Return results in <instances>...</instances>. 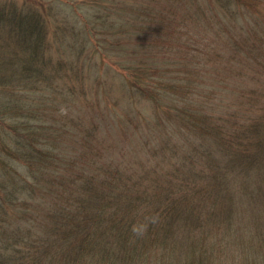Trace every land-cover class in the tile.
<instances>
[{
	"label": "trees",
	"instance_id": "trees-1",
	"mask_svg": "<svg viewBox=\"0 0 264 264\" xmlns=\"http://www.w3.org/2000/svg\"><path fill=\"white\" fill-rule=\"evenodd\" d=\"M0 264H264V0H0Z\"/></svg>",
	"mask_w": 264,
	"mask_h": 264
},
{
	"label": "rangeland",
	"instance_id": "rangeland-1",
	"mask_svg": "<svg viewBox=\"0 0 264 264\" xmlns=\"http://www.w3.org/2000/svg\"><path fill=\"white\" fill-rule=\"evenodd\" d=\"M97 58H98V56H97ZM100 58V57H99ZM107 60V59H106ZM107 61H109V60H107ZM95 75V74H94ZM115 82H117V84H113V91H112V93H110V97L107 95V93H103L102 92V90L100 89V87H99V91L97 92V95H95V88H96V86L97 85H95V86H92L93 87V92H92V94H91V96H89V97H91L92 99H94V100H96L95 98H100V100L101 101H109V103H108V110H109V112L111 113V115L114 117L115 116V118L117 119V117H118V115L119 114H115L116 112H119L120 113V108L121 107H118V105H116L115 107H116V109H114L115 107H113V103H112V101L114 100L112 97L113 96H115V95H122V91L120 90V86H119V84H120V81L118 80V78H115V79H113ZM88 83H90V79L86 82V85L88 84ZM96 83V81H92V84H95ZM119 83V84H118ZM93 100V101H94ZM114 102V101H113ZM136 106L137 107H139L140 108V110L141 111H143V107H142V103L141 102H136ZM110 107H113L112 109H110ZM146 113V112H145ZM139 118H143V115H141V117H139ZM118 128V126H115V129H117ZM141 130H143V128L141 127ZM140 133H142L141 131H140ZM133 134L132 133H129V138L132 136Z\"/></svg>",
	"mask_w": 264,
	"mask_h": 264
}]
</instances>
